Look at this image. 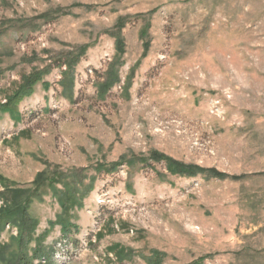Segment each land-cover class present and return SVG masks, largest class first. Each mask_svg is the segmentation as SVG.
Here are the masks:
<instances>
[{
    "label": "rangeland",
    "instance_id": "rangeland-1",
    "mask_svg": "<svg viewBox=\"0 0 264 264\" xmlns=\"http://www.w3.org/2000/svg\"><path fill=\"white\" fill-rule=\"evenodd\" d=\"M1 178L33 192L30 264H264V0H0Z\"/></svg>",
    "mask_w": 264,
    "mask_h": 264
},
{
    "label": "trees",
    "instance_id": "trees-1",
    "mask_svg": "<svg viewBox=\"0 0 264 264\" xmlns=\"http://www.w3.org/2000/svg\"><path fill=\"white\" fill-rule=\"evenodd\" d=\"M74 63L75 62L72 61L62 64L64 67H66L67 73H69L70 69H72ZM58 66L60 67L61 64H59ZM44 74L45 76H47L48 72L46 71L44 72ZM40 79H41L40 76L35 72L28 76H23L18 88L13 93L12 97L9 98V101L11 102L10 105L17 106V104L23 98L29 97L32 94V87L35 85V83L40 81ZM108 81L110 84L116 82V80H108ZM68 88H71L70 83ZM105 88H106L105 83L99 86L98 89L100 95H103V93L105 92ZM4 110L8 112V114L14 121L18 120L14 115L15 113L14 109L8 108L6 106ZM163 158H164L163 156L154 153L151 155L150 159L153 161H159ZM122 162L126 163V165H128L130 168L133 167L134 165L133 160L126 161L123 159ZM115 167L116 166H113V168H111V170H108V172L110 173L113 172L115 170ZM101 169L102 168H100L99 171ZM168 170L172 174H177L179 176H184V177H192L199 172L205 173V171L197 170L192 167L182 166L180 164H176L173 162H169ZM208 172L213 173L216 178L225 177L220 173H216L212 171H208ZM53 178H54L53 182H56V180L61 182V179L54 177V175ZM40 181H41V175L38 174L34 180V184L35 185L39 184L41 183ZM42 181L43 182L46 181L47 183H49L48 178H44L42 179ZM0 182L4 183L5 180L1 178ZM53 182H50L47 185L51 186L53 185ZM64 186L67 188L66 189L67 191L59 192V194L55 196L60 207H62V209L64 210L63 211L64 216L59 215L60 218L63 217V220L58 225L62 226L61 230H63V232H69L71 227L69 221L71 217L69 216L68 212L71 209H73V207H76L77 202H79L80 204L81 199L75 201L72 198V195L74 194L75 190L73 189L70 190L67 183L64 184ZM50 188H52V186ZM56 191L57 190L54 188L52 194L56 193ZM31 195H33L32 191L28 193L26 190H20L18 188H10V187H5L3 191L0 193V226L3 224L16 226L18 228V235H19V239L18 240L14 239V243H12L9 246V255L7 256L6 264H30V261L28 260V255L32 254L33 251L30 252L29 245L31 244V241H33L34 239L33 233L36 228L35 222L27 214V200L29 199V197H32ZM108 251L110 252V254L111 253L114 254L116 256V259H120V261L124 259V257H126L122 250L119 251V249L110 248ZM38 252L39 250L35 251V253Z\"/></svg>",
    "mask_w": 264,
    "mask_h": 264
}]
</instances>
